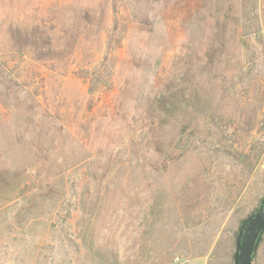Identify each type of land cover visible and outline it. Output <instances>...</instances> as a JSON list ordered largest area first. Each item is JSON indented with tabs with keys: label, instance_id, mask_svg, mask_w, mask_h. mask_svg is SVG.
Listing matches in <instances>:
<instances>
[{
	"label": "rangeland",
	"instance_id": "obj_1",
	"mask_svg": "<svg viewBox=\"0 0 264 264\" xmlns=\"http://www.w3.org/2000/svg\"><path fill=\"white\" fill-rule=\"evenodd\" d=\"M0 169V264H233L264 197V0H0Z\"/></svg>",
	"mask_w": 264,
	"mask_h": 264
},
{
	"label": "water",
	"instance_id": "obj_2",
	"mask_svg": "<svg viewBox=\"0 0 264 264\" xmlns=\"http://www.w3.org/2000/svg\"><path fill=\"white\" fill-rule=\"evenodd\" d=\"M264 234V197L256 210L244 217L235 238L233 264H252L253 255Z\"/></svg>",
	"mask_w": 264,
	"mask_h": 264
},
{
	"label": "trees",
	"instance_id": "obj_3",
	"mask_svg": "<svg viewBox=\"0 0 264 264\" xmlns=\"http://www.w3.org/2000/svg\"><path fill=\"white\" fill-rule=\"evenodd\" d=\"M151 3L153 0H150ZM157 1V0H155ZM159 3H161V7L163 9H165L170 3H178L179 0H158ZM152 9V5H148V10L151 11ZM164 22V19L162 16L160 17H157L155 16V14L153 15H150L148 12L144 13L143 15H141V17H139V23L141 25H144V26H147V28L145 30H147L149 33H153L152 31H154L153 29V25L154 24H161V27H162V24ZM149 26V27H148ZM40 28L38 25H35L33 26V28L29 31H26L29 35L30 38L33 39V41H38L39 37H40ZM46 44H47V47H48V50L49 52H52L53 51V48L51 47L52 44H51V39L48 38L47 41H46ZM186 75V72H184ZM186 88L183 86L180 87H176L174 85V81H169L168 84L166 85V90L167 92L163 93V95H161V97H159L158 101L161 105H165V104H168L170 106H172L175 102H174V99L176 98V94L177 92H184ZM10 175H11V171L8 170V169H0V186L2 185H7L8 183V180L10 178ZM254 256H255V253L253 255V259L252 261L254 260ZM113 257V256H112ZM253 264V263H252Z\"/></svg>",
	"mask_w": 264,
	"mask_h": 264
}]
</instances>
